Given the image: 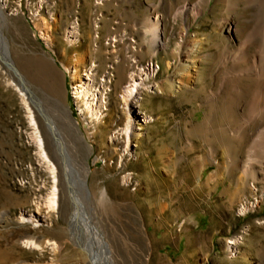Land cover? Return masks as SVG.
<instances>
[{
  "label": "rangeland",
  "instance_id": "374dc122",
  "mask_svg": "<svg viewBox=\"0 0 264 264\" xmlns=\"http://www.w3.org/2000/svg\"><path fill=\"white\" fill-rule=\"evenodd\" d=\"M182 3L0 0V28L9 57L58 130H74L69 117L91 145V151L79 145L75 161L90 165V213L113 264H264V181L253 184L243 172L251 143L240 145L239 138L236 166L225 144L203 127V100L220 80L222 42L214 32L219 6L208 0L203 13L202 0L201 15L177 18ZM151 7L161 14L165 40L155 56L143 32ZM237 19L247 25L245 15ZM73 27L77 36L70 42ZM192 37L204 42L196 77L191 86L169 90L167 79L180 62L177 49ZM77 80L91 84L89 98L95 95L99 115L94 121L72 94ZM140 81L126 104L124 90ZM21 92L0 62V264H87L86 252L68 234L61 182L58 207L45 205L51 178L38 157ZM36 114L45 135L49 129ZM127 116L142 134L128 147ZM218 166L222 175L209 179ZM98 189L108 193L104 205L96 201Z\"/></svg>",
  "mask_w": 264,
  "mask_h": 264
},
{
  "label": "bare ground",
  "instance_id": "6f19581e",
  "mask_svg": "<svg viewBox=\"0 0 264 264\" xmlns=\"http://www.w3.org/2000/svg\"><path fill=\"white\" fill-rule=\"evenodd\" d=\"M201 1L191 4L188 0H183V3L176 8L175 16L178 18L190 13L196 16L201 15ZM207 2L208 0H203V13L204 5ZM216 2L219 6V15L216 19L214 32L222 42L220 48H217L216 61L220 70V80L218 86L208 91L203 100L208 109L203 127L213 131L212 135H216V140L225 144L232 164L238 163L236 144H238L239 138H241L240 145L243 143L245 145L244 141L251 143L246 162L243 164V172L245 178L253 180L254 184L261 180L264 181V178H259V172H264V163L262 162L264 160V0H216ZM163 6L165 10L167 3L164 2ZM152 7L149 11L150 15L144 22L143 32L149 36L147 44L152 56H155L157 49L163 46L165 40L161 41V37H164L163 19L161 14L155 16V12H151ZM2 15L0 9V16ZM244 15L245 22L249 25L246 32L244 30L247 25L243 24L240 27L239 25L243 21L237 19ZM67 34L70 42H74L77 36L74 27L68 30ZM202 46L204 47V42L201 38L192 37L177 49L180 62L175 72L167 79L169 90L180 89L185 83L191 86L200 64ZM0 52L4 59L12 62L1 34V28ZM212 54L214 53L210 52L209 56ZM7 68L13 73L10 66ZM141 85H143L142 81L133 82L126 87L123 93L126 104L135 96L136 91L140 90ZM28 89L32 104L28 103L23 92L20 93V96L27 110L38 157L51 178L45 205L52 210L58 207L61 182L64 191V215L68 218L67 230L72 242L86 252L87 264H113L109 248L102 239L97 224L90 213L91 189L87 181L91 170L90 165L88 162L78 165L75 161L78 158L79 145L86 147L89 151H91V145L85 140L80 130H75V126L73 127L75 124L69 117V126L71 125L74 130H58L41 100L37 96L35 97L30 87ZM91 91V84L88 82L82 84L80 80H77L72 88L75 100L81 103L80 110L85 112L89 121H94L99 115L98 108L93 106L95 95L92 93L93 97L89 98ZM222 96L224 101L219 103ZM36 112L41 115L49 129L45 135L37 127ZM45 121L51 123V126ZM252 128L261 131L257 132V135L253 134L254 137L252 133L248 134L249 132H247ZM123 131L127 147L131 141L135 142L142 136L139 129L132 127L128 116ZM231 154L234 156L233 158ZM253 162L260 163L261 167L255 169L252 166ZM220 167L218 166L209 179L216 180L222 175ZM244 181V178L240 179L238 185L240 183L243 185ZM97 192L98 200L96 201H99V205L106 204L109 200L106 189H98ZM241 210L243 211L244 208ZM3 216L1 213L0 226L5 219Z\"/></svg>",
  "mask_w": 264,
  "mask_h": 264
},
{
  "label": "water",
  "instance_id": "95a60500",
  "mask_svg": "<svg viewBox=\"0 0 264 264\" xmlns=\"http://www.w3.org/2000/svg\"><path fill=\"white\" fill-rule=\"evenodd\" d=\"M0 61L1 63L5 66V67H8L10 66L13 70V74L17 80V83L19 84V88L21 91L24 92L29 104H32L31 103V94H30V91L27 87V85L25 84V80L23 79V76L21 75V73L19 72V70L17 69V67L12 64V62L10 60H6L2 57V54L0 52ZM32 106V105H31ZM46 123H48L50 126H51V123H49L48 121H45Z\"/></svg>",
  "mask_w": 264,
  "mask_h": 264
}]
</instances>
